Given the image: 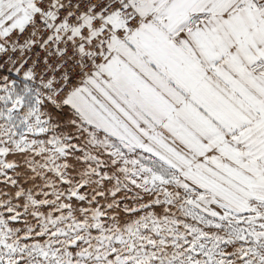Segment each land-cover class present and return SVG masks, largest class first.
Segmentation results:
<instances>
[{"label":"snow or ice","instance_id":"6c2138e0","mask_svg":"<svg viewBox=\"0 0 264 264\" xmlns=\"http://www.w3.org/2000/svg\"><path fill=\"white\" fill-rule=\"evenodd\" d=\"M0 264H264V0H0Z\"/></svg>","mask_w":264,"mask_h":264}]
</instances>
